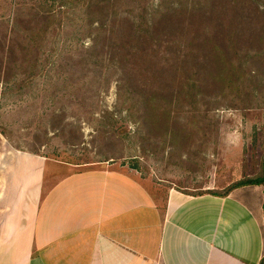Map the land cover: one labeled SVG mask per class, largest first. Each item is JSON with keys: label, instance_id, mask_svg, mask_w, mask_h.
Masks as SVG:
<instances>
[{"label": "rangeland", "instance_id": "rangeland-1", "mask_svg": "<svg viewBox=\"0 0 264 264\" xmlns=\"http://www.w3.org/2000/svg\"><path fill=\"white\" fill-rule=\"evenodd\" d=\"M58 1L0 0V25L48 11ZM112 1L103 27L95 22L91 30L84 29L89 19L102 18L100 14L86 18L81 30L77 22L69 23L62 36L75 41L61 44L51 65L23 93L0 99V172L9 171L16 157L44 158L49 186L53 172H72L63 165L83 171L107 164L136 174L147 191H161L162 196L169 188L219 194L257 175L264 153V109L242 110L211 94L197 108H173L165 128L152 125L150 111L140 105L128 111L119 97L118 66L95 58L97 41L111 33L109 15L139 23L160 3L204 0Z\"/></svg>", "mask_w": 264, "mask_h": 264}, {"label": "crops", "instance_id": "crops-1", "mask_svg": "<svg viewBox=\"0 0 264 264\" xmlns=\"http://www.w3.org/2000/svg\"><path fill=\"white\" fill-rule=\"evenodd\" d=\"M0 172V264H260L263 188L147 191L111 165L45 183L44 158ZM19 160V161H17ZM2 170V169H1ZM238 182V181H237ZM236 183V182H235Z\"/></svg>", "mask_w": 264, "mask_h": 264}, {"label": "trees", "instance_id": "trees-1", "mask_svg": "<svg viewBox=\"0 0 264 264\" xmlns=\"http://www.w3.org/2000/svg\"><path fill=\"white\" fill-rule=\"evenodd\" d=\"M112 3L59 0L48 11L1 23V101L23 93L51 65L60 45L75 41L62 36L69 23L77 22L81 30L86 18L100 14L103 19H89L84 29L91 30L95 22L103 27ZM151 12V19L145 12L139 23L109 15L111 33L97 41L95 58L120 70L118 94L128 111L140 105L151 112L150 124L165 128L172 121L173 108H197L211 94L228 98L232 107L242 110L264 109V0L160 3ZM42 48H47L46 55ZM253 185L263 188L264 216V153L257 175L231 184L222 193H209L227 196Z\"/></svg>", "mask_w": 264, "mask_h": 264}]
</instances>
